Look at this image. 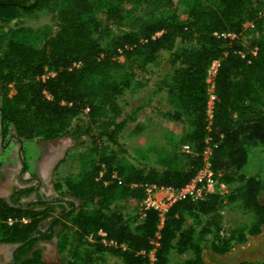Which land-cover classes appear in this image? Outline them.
Listing matches in <instances>:
<instances>
[{"label": "trees", "instance_id": "16d2710c", "mask_svg": "<svg viewBox=\"0 0 264 264\" xmlns=\"http://www.w3.org/2000/svg\"><path fill=\"white\" fill-rule=\"evenodd\" d=\"M39 13L53 27L22 25ZM163 61L154 93H165L166 108L130 106L137 72L155 74ZM0 114L4 134L44 143L68 136L79 150L54 169V191L77 202L62 219L20 202L33 188L0 198V243H25L16 264H48L37 245L51 236L62 264H171L188 253L176 264H204L206 248L226 255L264 228V0H0ZM207 148L226 194L180 200L162 219L151 209L126 216L123 202L142 201L145 186L189 184Z\"/></svg>", "mask_w": 264, "mask_h": 264}, {"label": "rangeland", "instance_id": "374dc122", "mask_svg": "<svg viewBox=\"0 0 264 264\" xmlns=\"http://www.w3.org/2000/svg\"><path fill=\"white\" fill-rule=\"evenodd\" d=\"M140 9H136L135 13H139ZM30 30H37L44 26L53 27L54 23L49 16L44 13H39L37 16L26 19L22 24ZM250 25H244L247 29ZM107 39L104 41L106 42ZM166 71V63L162 62L159 71L155 74L139 73L135 78V85L126 92L125 98L132 107H136L142 103L150 102L152 107L166 108V97L164 92L154 93L156 90V83L159 76ZM213 92V79L208 82V95L209 100ZM150 115L148 110L139 113L137 122L145 121ZM79 121H85V113L79 118ZM78 121L74 122V125ZM7 135H13L12 129H7ZM5 138L2 140L0 147V198L7 200L13 188L29 189L35 185V180L41 181L40 190L43 195H50L53 193V181L55 179L54 169L50 173V162L59 158L62 153L64 157L70 155L75 149L74 141L65 136L57 142H41L39 140L21 141V156L24 161V167L20 162L17 154L18 144L12 139L8 146H5ZM5 146V147H4ZM260 160L264 161V155L259 156ZM258 165V162H257ZM56 167V166H55ZM22 170L21 178L19 173ZM260 175L264 178V162L259 167ZM50 173V179L48 175ZM224 184V183H223ZM226 186V184H224ZM215 191L221 193L220 189ZM221 195V194H219ZM224 195V194H223ZM21 203L33 202L32 193L20 199ZM261 202L264 204V194L261 196ZM125 207V214L129 218L141 217V205L139 201L127 199L123 202ZM225 214L229 215V219L238 223L248 224L251 222V217L242 213L239 210L231 212L225 210ZM42 251V259L48 264H62L57 254L54 241L41 240L38 245ZM191 255L185 254L182 256H173L171 264H176L178 261L189 259ZM204 264H262L264 263V228L261 234L249 239L248 243L244 246L235 247L230 253L223 256H216L210 253L206 248L203 253ZM107 264H119L115 259L109 258Z\"/></svg>", "mask_w": 264, "mask_h": 264}, {"label": "built area", "instance_id": "2783aa9c", "mask_svg": "<svg viewBox=\"0 0 264 264\" xmlns=\"http://www.w3.org/2000/svg\"><path fill=\"white\" fill-rule=\"evenodd\" d=\"M219 62L215 61L211 64L208 70L207 76V84L210 79H213L216 69L218 67ZM215 96L212 92L211 99L208 101V116L211 118V111L214 102ZM182 152L189 153L190 149L188 146H183L181 148ZM209 156L210 149L207 148L203 154L204 166L197 173V175L190 181L182 189H172V188H158L154 185H147L144 187L145 197L142 201H140L141 217L144 215V211L146 210H154L158 213L160 219L163 218L166 211L176 202L183 199H190L192 201L201 200L206 193H217V194H226L227 188L221 183L217 178L215 179L213 173L210 169L209 165ZM220 189L222 192L219 193L215 191V189ZM100 237H104L105 235L102 232H98L97 234ZM89 241H92V237H89ZM105 243L104 240H102ZM111 244V243H110ZM153 260L151 256V261Z\"/></svg>", "mask_w": 264, "mask_h": 264}, {"label": "flooded vegetation", "instance_id": "af4514ba", "mask_svg": "<svg viewBox=\"0 0 264 264\" xmlns=\"http://www.w3.org/2000/svg\"><path fill=\"white\" fill-rule=\"evenodd\" d=\"M49 176V175H48ZM49 178V177H48ZM50 179V178H49ZM35 185H33V192H32V196H33V202L38 203L39 205L42 204L45 207H52L54 209V213H53V218L55 221L62 219L63 217H65L69 212L72 211V209L74 207L77 206V202L74 201L71 198H60L58 196V194L54 191V188L52 187V191L53 193L50 195H43L41 193L40 190V186H41V181L35 180ZM16 188H13V190ZM12 190V191H13ZM12 194V192L9 194ZM51 221L50 219L47 220V222L42 224L41 227V231H45V229L47 228V223ZM42 240L44 241H54L55 242V238L53 236L48 237V238H42ZM11 259H12V263H15V253L16 251H14L13 246L11 247Z\"/></svg>", "mask_w": 264, "mask_h": 264}, {"label": "crops", "instance_id": "0c3cea01", "mask_svg": "<svg viewBox=\"0 0 264 264\" xmlns=\"http://www.w3.org/2000/svg\"><path fill=\"white\" fill-rule=\"evenodd\" d=\"M1 114H0V147H1V144H2V140L5 138V143L6 145L5 146H8L10 141H12L13 137L15 136V133H14V136L13 135H7V134H4L1 130ZM13 130V129H12ZM14 132V130H13ZM4 146V147H5ZM2 148V147H1ZM11 245H5V244H1L0 243V264H13L12 263V259H11Z\"/></svg>", "mask_w": 264, "mask_h": 264}, {"label": "water", "instance_id": "95a60500", "mask_svg": "<svg viewBox=\"0 0 264 264\" xmlns=\"http://www.w3.org/2000/svg\"><path fill=\"white\" fill-rule=\"evenodd\" d=\"M14 140L17 142L18 144V148H17V154H18V157L20 158V162H21V165H22V169L24 167V161H23V158L21 156V148H22V143H21V140L17 137V136H14L13 137ZM60 140V139H59ZM58 140H55V141H51V143H54V142H57ZM64 157V153L61 154V156L59 158H56L55 160L51 161L50 162V167H49V170H50V173L52 172V170L55 168V166L58 164V162ZM21 173H22V170L20 171L19 173V177L20 179L21 178ZM50 173H49V176L50 177ZM8 201V199H7ZM25 244V243H24ZM24 244H19V245H14L13 248H14V251H16L17 249H19L21 246H23Z\"/></svg>", "mask_w": 264, "mask_h": 264}]
</instances>
